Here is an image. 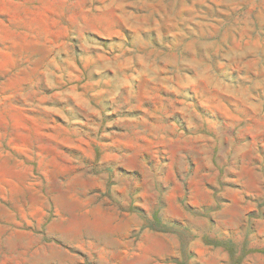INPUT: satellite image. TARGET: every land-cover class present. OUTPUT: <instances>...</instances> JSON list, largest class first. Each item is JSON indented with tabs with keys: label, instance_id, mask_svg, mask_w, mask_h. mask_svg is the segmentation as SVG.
<instances>
[{
	"label": "rangeland",
	"instance_id": "obj_1",
	"mask_svg": "<svg viewBox=\"0 0 264 264\" xmlns=\"http://www.w3.org/2000/svg\"><path fill=\"white\" fill-rule=\"evenodd\" d=\"M0 264H264V0H0Z\"/></svg>",
	"mask_w": 264,
	"mask_h": 264
}]
</instances>
